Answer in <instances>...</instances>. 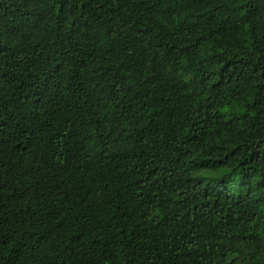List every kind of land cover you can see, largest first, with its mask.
Masks as SVG:
<instances>
[{
	"label": "trees",
	"instance_id": "trees-1",
	"mask_svg": "<svg viewBox=\"0 0 264 264\" xmlns=\"http://www.w3.org/2000/svg\"><path fill=\"white\" fill-rule=\"evenodd\" d=\"M0 264H264V0H0Z\"/></svg>",
	"mask_w": 264,
	"mask_h": 264
}]
</instances>
